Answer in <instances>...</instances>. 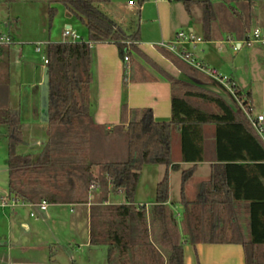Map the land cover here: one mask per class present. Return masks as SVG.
I'll return each mask as SVG.
<instances>
[{
  "label": "trees",
  "instance_id": "obj_1",
  "mask_svg": "<svg viewBox=\"0 0 264 264\" xmlns=\"http://www.w3.org/2000/svg\"><path fill=\"white\" fill-rule=\"evenodd\" d=\"M45 1L52 21L55 3L64 4L85 24L88 41L48 43L46 54L50 74V120L57 126L37 155L19 153L22 140L19 116L8 108L0 111V123L8 127L7 160L9 196L37 204L87 203L91 185L98 182L89 158L92 124L90 89L93 80V42L116 44L122 61L129 59L123 82L151 81L153 76L134 59L142 57L171 84V118L158 121L148 107H121L128 147L123 159L99 165L112 191H122L126 202L105 204L106 196L90 211V244L105 246L107 264H184L185 244L237 243L245 249L247 264H264V143L245 112L225 88L175 52L157 49L184 75L175 77L144 53L138 42L141 29L127 33L99 8L108 0H8ZM231 2L232 0H226ZM205 8L204 31L211 28V6ZM222 90L220 94L215 89ZM246 106L253 107L250 92H243ZM191 98L211 102L210 111ZM204 125L215 126L216 160L207 181L201 183L195 199L186 195V184L195 165L204 160ZM181 135L182 160L193 165L181 173L180 217L169 203L168 168L172 163V132ZM236 142H241L236 143ZM252 161V162H251ZM146 164L167 167L156 186V200L149 208L135 205L140 173ZM105 184V183H104ZM102 184V185H104ZM104 190V188H103Z\"/></svg>",
  "mask_w": 264,
  "mask_h": 264
},
{
  "label": "crops",
  "instance_id": "obj_2",
  "mask_svg": "<svg viewBox=\"0 0 264 264\" xmlns=\"http://www.w3.org/2000/svg\"><path fill=\"white\" fill-rule=\"evenodd\" d=\"M144 1L149 0H142L140 2V8L137 12L138 21L130 30L121 21H116L111 17L127 33L134 32L137 25L140 26L141 39L138 45L144 53L151 57L166 72L175 77H183V74L171 61L163 56L157 47L161 42H166L165 40L174 38V42L179 32L175 28L177 26L182 28L183 25H186L190 27L187 32H193L203 37V41L197 43L202 45L201 50L203 55L199 60L230 76L243 92H250L254 106L252 92L245 91L240 87L230 69L228 70L229 62L226 59V52L222 50V54H217L212 46L213 42L216 41L214 38L217 36L215 32L213 33L212 21L214 14L212 11L211 28L207 37L204 31L205 10L201 21L197 18L194 19L189 0H186L179 6L178 11L176 10V4L180 5L177 2L178 0H153L155 8L152 15L145 13L146 6ZM203 1L199 0L202 5H204ZM20 2L34 3L32 5H36L35 3L45 1ZM55 4L52 6L55 7ZM132 5L134 4H129L130 7ZM50 7L51 5L49 4V9ZM186 15L191 17L190 20H186ZM18 16L15 17V20H18ZM109 16H111L110 13ZM3 22L5 20L0 18V23ZM66 27L69 28L71 25L68 24ZM63 33L62 35L64 36ZM48 36L49 39L43 38L42 40L40 36H36L34 39L37 42H45L46 45L48 43L63 42L51 41L52 35L49 34ZM20 38L19 33L17 35L9 33L5 37V42L0 43V111L10 108L16 111L19 116V128L23 136L17 146V151L19 153L37 155L48 142L50 129L56 127L51 126L49 122L44 123L40 119V85L43 81L44 68L47 67V64L43 62L42 58L38 61L29 60V50H26L25 46L22 48L19 46L22 45L20 44V40H23ZM91 48L93 57V80L90 89L92 124L90 126L88 148L90 160L100 164L115 159H123L126 156L128 140L126 128L121 122V107L123 104H127L129 108H151L156 120H170L171 84L160 72L137 54H134V59L154 79L151 81L129 79L124 83L123 76L125 73L124 69L126 68L119 56L116 44L110 41L93 42ZM34 51L37 53L35 47ZM127 72H129V68ZM1 88L6 90L5 95L2 93ZM195 99L191 98L190 100L192 103L199 105L198 102L194 101ZM0 127V155L2 156L4 153L2 137L7 138L5 145L8 144V150L9 139L7 125L0 123ZM33 132H41L43 135L37 138L32 134ZM203 133L204 160L195 165L194 174L186 184V195L189 200L196 198L201 183L210 178L213 166L219 164L216 160L215 126L204 125ZM236 143L241 144V142ZM6 153L8 156L7 151ZM172 163L179 164V168L174 169L172 166L168 168L169 203L174 206L176 212L178 209H181L183 212L184 207L179 203L180 196L175 202L171 195L173 176L178 171L189 168L193 163L182 160L181 135L178 130H173L172 132ZM99 164L93 166V173L98 178V182L94 184L90 200L87 203L47 202L45 210L40 208L39 203H25V205L17 203L10 207V216L4 217L5 225L0 230V264H49L43 258V255L46 254L45 250L50 247V243H57L56 240L60 239V226L62 224L65 225L66 222L73 223L69 219H63V211L68 210V208L70 213L76 211L78 217L82 216L87 220L89 230L81 244L90 252H93L95 249L97 251V246H91L89 235L92 205L103 200V196H106L105 204H121L126 202L122 191H112L109 182L106 184V177L103 175ZM1 169L2 167H0ZM166 171L167 167L162 164H146L143 167L135 193V205H146L149 208L155 203L157 183L163 178ZM6 185L8 198L11 199L8 190V172ZM27 207L29 208L28 210H35L36 213H39L40 217L31 221L21 218L19 208ZM11 213L16 216L12 217ZM32 213L31 211L30 214L32 215ZM177 214L178 217L182 215L180 212H177ZM32 217H36V215ZM184 264H247V262L245 249L242 244L201 242L197 244H185Z\"/></svg>",
  "mask_w": 264,
  "mask_h": 264
},
{
  "label": "rangeland",
  "instance_id": "obj_3",
  "mask_svg": "<svg viewBox=\"0 0 264 264\" xmlns=\"http://www.w3.org/2000/svg\"><path fill=\"white\" fill-rule=\"evenodd\" d=\"M130 1L134 3L132 7L129 6ZM141 1L142 0H108L100 3L99 8L108 15L110 13V17L114 18L116 21H121L124 26L128 27L130 30L138 21L137 12L140 8ZM185 1L186 0L177 1L180 3V5L176 4L177 11L178 8H180L179 6ZM189 2L193 18H197L201 21L205 10L204 5H202L199 0H189ZM209 2L211 11L214 14V19L212 21L213 33L215 32V34H217L214 38L216 41L213 42L214 44L212 46L217 54H222V50L226 52V59L229 62L228 70L230 69L240 87L245 91L252 92L254 98V111H262L264 110V39L256 41L253 34L256 29H259L264 35V0H232L231 2H227L226 0H209ZM32 4L34 3L0 0V18L5 20V22L0 23V43L5 42V37L9 33H15L16 35L19 33L20 39H23L20 40V44L22 45L19 46L21 48L25 46L26 50H29V60L33 59L38 61L42 57V54H37L34 51V47L37 43V40L34 39L36 36H40L43 40V38L49 39L48 35L51 34V41H72L71 36L62 35L67 29L66 26L70 24V30H75L83 40L88 41V30L85 24L75 14L71 13L64 4H55L56 13L52 21L50 20L49 4L47 2L35 3L36 5ZM144 4L146 6L145 13L152 15L155 8L154 1H144ZM17 15H19V18L15 20ZM186 16V20H190L191 17L189 15ZM177 27L175 29L178 31L183 30L187 32L190 29V27L186 25H183L182 28ZM227 36L231 37L232 41L235 43L244 42L246 44L235 52ZM173 39L165 41L173 42ZM176 45L177 51L185 48L198 60L203 55L201 44H196L195 47L192 43ZM45 46L44 44L43 49H45ZM224 69L226 68L224 67ZM1 90L5 95L6 90L4 88H1ZM215 90L224 95L222 90L217 88ZM194 101L210 111L218 110L211 102L200 99H195ZM56 127L50 129L49 136L55 133ZM32 134L37 138L43 135L41 132H33ZM6 139V137H2V143L4 142L2 145L4 153L2 156L0 155V167H2L0 170V230L3 228V225H5L4 217L10 216L9 212L12 206V200L8 198L7 195L6 185L8 160L6 153V151L8 152V144L5 145ZM181 172L182 170L178 171V173L173 176L171 195L175 202L180 196ZM3 201L7 202L9 205L3 206ZM28 209V207L19 208L21 218L31 221L40 217L39 213H36L35 210ZM31 211L34 215L30 214ZM177 212L182 213L181 209H178ZM11 215L12 217L16 216L12 213ZM35 215L36 217H32ZM63 215V219H69L73 223L66 222L65 225L62 224V226H60V239L56 240L57 243H50V247L45 250L46 254L43 255L45 261L49 264H107L105 246H97V251L95 249L93 252H90L81 244L89 230L86 218L82 216L78 217L76 211L70 213L69 208L63 211Z\"/></svg>",
  "mask_w": 264,
  "mask_h": 264
},
{
  "label": "built area",
  "instance_id": "obj_4",
  "mask_svg": "<svg viewBox=\"0 0 264 264\" xmlns=\"http://www.w3.org/2000/svg\"><path fill=\"white\" fill-rule=\"evenodd\" d=\"M130 4H134L133 1L129 2ZM64 36H71L72 41H79L82 40L83 38L75 31V30H70V27L67 28L64 31ZM254 39L257 40H262L264 39V35L261 33L259 29H256L254 31ZM228 40L232 43L233 50L237 52L242 46L246 43L244 42H238L235 43L232 41V39L229 37ZM203 37L194 34L193 32H185V31H179L176 35V39L173 43H167V42H161L160 45L175 52L177 55H179L182 59H184L186 62L189 64L193 65L195 68L199 69L206 75L210 76L225 88L227 92L235 99L237 104L242 108V110L245 112L249 122L251 123L252 127L255 129L259 137L264 143V110L255 112L254 111V106L249 107L246 106L245 104V98L243 96V93L238 92L236 89V83L232 80V78L226 74H223L220 72L217 68L209 66L202 61L196 59L193 57V54L190 53L187 49L182 48V50L177 51V45H182L185 43H192L194 44V47L196 46L197 43L202 42ZM45 43L43 42H37L35 45V50L37 53L42 54V60L45 64L48 63V56L46 54V49H43V45ZM46 45V44H45ZM47 46V45H46ZM124 66L125 68L128 69L129 65V59L128 57H125L124 60ZM94 188V185H91V190ZM12 200V205H15L17 203H21L22 205H25V202H20L15 200L14 198L11 197ZM3 206L8 205L7 202L3 201L2 203ZM39 206L42 210H45L47 208V201L43 200L39 203ZM32 215H34L32 213Z\"/></svg>",
  "mask_w": 264,
  "mask_h": 264
},
{
  "label": "water",
  "instance_id": "obj_5",
  "mask_svg": "<svg viewBox=\"0 0 264 264\" xmlns=\"http://www.w3.org/2000/svg\"><path fill=\"white\" fill-rule=\"evenodd\" d=\"M40 119L44 123L50 120V74L49 68H44L43 81L40 85Z\"/></svg>",
  "mask_w": 264,
  "mask_h": 264
}]
</instances>
